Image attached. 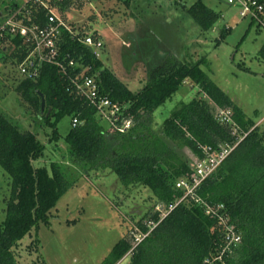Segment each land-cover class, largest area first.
<instances>
[{"label": "trees", "instance_id": "obj_1", "mask_svg": "<svg viewBox=\"0 0 264 264\" xmlns=\"http://www.w3.org/2000/svg\"><path fill=\"white\" fill-rule=\"evenodd\" d=\"M84 1L57 0L53 7L63 17L70 10H82ZM16 3L11 1L4 10L14 8ZM184 8L204 31L219 16L200 0ZM28 11L26 17L19 15L25 23L41 25L47 20L46 10L41 7L29 6ZM84 31L71 37L62 29L61 52H68L76 62L90 66L86 74L95 77L101 95L128 104L126 111L134 124L127 132L107 129L97 119L95 109L68 90V79L52 64L42 63L36 78L18 77L13 87L31 114L53 128L65 115L78 119L79 123L71 125L64 137L69 145L70 162L78 170L110 168L123 186L140 184L149 188L157 203L168 210L183 195L175 187L177 178L189 171L188 160L177 149L186 147L196 155L198 144L213 147L225 142L233 144L238 135L245 133L217 172L197 191L209 203H222L240 232L241 242L231 253L217 258L224 243L222 226L205 214L201 204L183 199L162 218L159 210L146 214L147 220L137 222L139 233L146 235L135 246L128 238H121L104 263L116 264L130 252V264H264V129L247 118L206 76L199 67L200 61L166 62L150 74V81L139 92L133 93L102 66L90 47L77 39L84 35L99 39L96 32ZM0 47L1 52L10 47L2 60L12 68L28 52L20 37L5 35L0 38ZM259 55L264 59V42ZM75 70L79 71L80 67ZM185 80L198 84L205 98L194 97L180 104L158 129H153L154 110ZM38 92L45 100L44 112ZM207 99L231 112L237 136L231 134L230 125L214 116ZM43 149L35 133L20 130L0 111V166L11 178L5 219L0 222V264H17L18 242L32 229L37 231L39 222L47 218L49 210L70 186L57 164H52L50 173L45 167L32 165L34 159L42 156ZM150 221L156 224L152 229ZM34 241L33 245L37 238Z\"/></svg>", "mask_w": 264, "mask_h": 264}, {"label": "rangeland", "instance_id": "obj_2", "mask_svg": "<svg viewBox=\"0 0 264 264\" xmlns=\"http://www.w3.org/2000/svg\"><path fill=\"white\" fill-rule=\"evenodd\" d=\"M11 1L19 5L24 2L0 0V12ZM195 1L85 0L82 10H73L80 21L70 28L75 35L83 30L99 35L102 47L94 50L102 66L133 93L139 92L150 81V74L166 62L200 61L206 76L264 129V59L259 55L264 29L248 17L241 18L239 9L224 0H200L219 15L208 30H201L184 8ZM75 17L67 13L62 20ZM9 52L10 47L2 52L0 47V111L20 130L35 133L43 144L42 156L32 165L45 167L50 173L52 164H57L70 183L47 218L39 222L37 231L32 229L18 242L17 264H105L121 238L133 244L142 238L137 222L147 220L145 215L155 210L162 212V205L149 188L123 186L110 168L78 170L70 162L64 139L71 116L65 115L53 128L31 114L13 88L22 77L18 67L5 65L7 61L2 60ZM194 97L205 98L198 84L185 80L154 110L151 127L158 129L177 106ZM207 103L213 114L218 112L212 101L207 99ZM177 150L189 163L194 159L188 148ZM10 193L11 178L0 166V222L5 219ZM116 264H130V254Z\"/></svg>", "mask_w": 264, "mask_h": 264}, {"label": "built area", "instance_id": "obj_3", "mask_svg": "<svg viewBox=\"0 0 264 264\" xmlns=\"http://www.w3.org/2000/svg\"><path fill=\"white\" fill-rule=\"evenodd\" d=\"M227 4L236 6L239 9L241 18H249L254 21L259 28L264 29V2L260 0H224ZM57 0H24L19 5L16 3L14 8L0 12V38L8 35L12 38L20 37L23 44L26 45L28 52L25 58L17 65L20 74L23 77L36 78L42 63H48L56 66L62 76L68 79V90L75 96L84 99L92 108L95 109L97 119L102 122L107 129L124 133L127 132L134 124V121L128 112L127 104H119L106 96L99 93L98 84L95 77L87 75L90 66L76 62L68 52H61L59 38L62 29L69 32L71 37H76L71 24L79 20V15L70 10L75 15V20L65 22L54 10V3ZM33 6L35 9L42 8L46 10L47 20L44 24L37 22L25 23L24 18L29 15L28 8ZM85 46L92 49L94 55L99 58L98 52L94 47L101 48L100 39H94L91 35L77 37ZM80 67L79 71L75 68ZM218 112L214 116L222 123L231 126V134L237 136V127L231 120L229 110L217 108ZM79 123L76 117L71 119V125L76 126ZM245 136V133L237 136L233 144L228 142L221 143L217 147L207 144H198L199 154L194 155V159L189 163V171L177 178L175 187L183 191V195L173 205L164 210L161 207V218L164 217L174 206L183 199H190L204 208V212L223 228V247L218 259L224 253L232 251L240 242L241 234L237 231L230 220V216L222 203H209L201 198L197 191L202 183L212 177L218 170L221 163L226 159L238 142ZM152 227L156 224L152 221L148 223ZM142 238L146 234H140ZM141 238V239H142ZM140 239V240H141ZM137 239L136 243L140 241ZM133 244L134 246L136 245ZM128 252L127 254H129Z\"/></svg>", "mask_w": 264, "mask_h": 264}, {"label": "water", "instance_id": "obj_4", "mask_svg": "<svg viewBox=\"0 0 264 264\" xmlns=\"http://www.w3.org/2000/svg\"><path fill=\"white\" fill-rule=\"evenodd\" d=\"M39 96H40V108H41V112H43L44 110V106H45V100H44V97H43V94L38 92Z\"/></svg>", "mask_w": 264, "mask_h": 264}, {"label": "crops", "instance_id": "obj_5", "mask_svg": "<svg viewBox=\"0 0 264 264\" xmlns=\"http://www.w3.org/2000/svg\"><path fill=\"white\" fill-rule=\"evenodd\" d=\"M264 2V0H262Z\"/></svg>", "mask_w": 264, "mask_h": 264}]
</instances>
